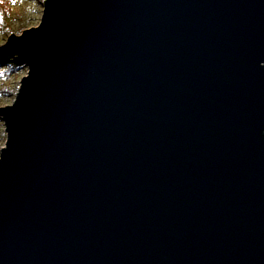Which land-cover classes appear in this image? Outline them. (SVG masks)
Instances as JSON below:
<instances>
[{
	"label": "water",
	"instance_id": "95a60500",
	"mask_svg": "<svg viewBox=\"0 0 264 264\" xmlns=\"http://www.w3.org/2000/svg\"><path fill=\"white\" fill-rule=\"evenodd\" d=\"M0 45V264H264V0H43Z\"/></svg>",
	"mask_w": 264,
	"mask_h": 264
},
{
	"label": "trees",
	"instance_id": "16d2710c",
	"mask_svg": "<svg viewBox=\"0 0 264 264\" xmlns=\"http://www.w3.org/2000/svg\"><path fill=\"white\" fill-rule=\"evenodd\" d=\"M31 1L35 0H0V39L4 34L12 31L11 22L16 16L18 18L21 17L23 24L29 23L30 18H23V16H26L25 13H27ZM36 1L41 3V0ZM25 70V67H18L12 64L0 65V105L15 98L19 81L24 76ZM0 136H2L3 140L6 139L1 120Z\"/></svg>",
	"mask_w": 264,
	"mask_h": 264
},
{
	"label": "rangeland",
	"instance_id": "374dc122",
	"mask_svg": "<svg viewBox=\"0 0 264 264\" xmlns=\"http://www.w3.org/2000/svg\"><path fill=\"white\" fill-rule=\"evenodd\" d=\"M42 1L41 0V3L38 2V1H31L28 9H27V13H25L26 16H23L24 17H29L30 18V21L29 23L27 24H23V20L20 19L21 17H15L12 22H11V26H12V31L7 33V34H4L2 36V38L0 39V45L4 44L7 40V38L12 34H20L23 30L27 29V28H30V27H34V26H37L40 22V19H41V16H42V11H43V4H42ZM17 15V14H16ZM25 25H27L26 27H24ZM27 73V69L24 71V74L25 75ZM14 100V99H13ZM13 100H11L10 102H6L0 106H6V105H10L12 104ZM3 130H4V127H3ZM5 142H6V139H2V136H0V149L1 147H3L5 145Z\"/></svg>",
	"mask_w": 264,
	"mask_h": 264
}]
</instances>
